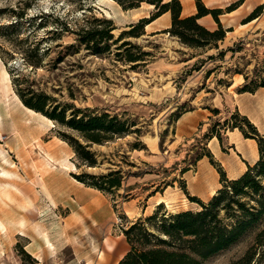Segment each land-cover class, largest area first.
Here are the masks:
<instances>
[{"label":"rangeland","instance_id":"obj_1","mask_svg":"<svg viewBox=\"0 0 264 264\" xmlns=\"http://www.w3.org/2000/svg\"><path fill=\"white\" fill-rule=\"evenodd\" d=\"M142 4L146 8L148 3ZM139 7L124 10L115 0H0V186L6 188L0 193V264H100L106 258L115 264L130 248L124 229L154 212L162 219L200 210L192 197L207 203L222 187L220 183L212 195H202L197 186L188 184L192 173L186 171L194 174L203 155L224 171L208 149L209 137L204 133L219 130L220 141L226 143V133L234 129L224 125L223 117L231 118L229 112L222 107L208 130L188 141L174 137V123L181 112L195 106L207 107L213 114L215 106H224L226 93L233 95L244 84L254 89L264 82V34L238 41L226 52L218 49L220 41L214 50V44L187 46L167 32L150 35L144 29L139 36L123 34L140 19ZM154 12L153 6L148 16ZM105 20L111 22L112 36L100 39L95 53L78 40L87 30L107 28ZM141 31L136 28L135 33ZM32 49L35 67L24 59V51ZM128 55L138 59L129 61ZM192 57L186 67L183 62ZM17 82L31 83L58 102L116 114L127 120L132 132L92 144L89 150L96 165L89 166L61 137L63 133L78 138L75 132L17 102ZM13 115L21 116L24 125L35 123L42 143L53 144L62 156L58 178L63 188L52 193L54 201L40 185L32 187L24 174L29 168L34 173L36 158L27 154L33 140L16 141ZM232 122L249 131L240 114ZM111 170L121 172L117 188L87 185L101 182L89 175L99 177ZM216 186L213 183L209 192ZM159 200L164 204L155 206ZM152 224L145 221L156 232ZM255 229L200 259V264H245L241 259L254 245ZM254 251L250 264H264L259 249Z\"/></svg>","mask_w":264,"mask_h":264},{"label":"trees","instance_id":"obj_2","mask_svg":"<svg viewBox=\"0 0 264 264\" xmlns=\"http://www.w3.org/2000/svg\"><path fill=\"white\" fill-rule=\"evenodd\" d=\"M115 1L124 10L137 8L142 2L153 5L155 10L151 16L140 18L137 24L131 25L130 31L123 34L139 36L144 33V27L148 23L163 13L170 12L171 26L165 32L178 37L187 46L202 47L214 44L217 48V42L225 37V30L217 17L220 11L206 8L201 0H195L197 13L187 17L181 16L179 0ZM240 1L232 3L228 9H233ZM261 9V6L254 9L245 21L257 17ZM206 14H211L215 18L218 23L217 29L210 31L197 23V18ZM104 22L107 23V28L95 32L87 30L78 40L85 44L88 50L95 53L98 51V41L109 39L112 36L110 32L113 27H111L110 20ZM136 28H141L142 31L135 33ZM122 45L132 46L129 42H123ZM34 53L35 49L24 51L26 55L24 59L32 67L37 66L38 63L34 60L36 56ZM127 59L136 61L138 58L128 55ZM15 85L17 86L16 94L26 107L76 133L78 138H69L63 133L61 137L73 147L76 156L89 166L96 165L94 154L89 150L92 144H103L132 132L127 120H122L116 114L89 107H77L73 102H58L56 98L33 87L31 83L26 82L24 86H21L17 82ZM258 87L264 88V82L257 84L254 89L244 84L239 91L253 92ZM237 115L239 114H231L230 119L224 120V125H229L232 129L238 128L244 137L256 140L259 154L256 162L253 165H247L245 172L235 179L226 178L225 172L212 162L220 175L222 187L216 191L209 202L204 203L192 197V201H196L201 206L200 210L183 211L162 219H157L158 213L154 212L145 221L153 223L152 227L156 232L150 231L145 226V221H138L124 229L123 234L130 248L117 264H200V259H205L228 248L245 233L255 228L254 245L241 260H244L245 264H250L256 254L254 251L256 249H259L262 254L260 258L264 257V134H260L246 116L241 115V119L249 131L241 124L233 123ZM134 132H139V129L136 128ZM213 133L221 140L219 130ZM89 177L99 178L101 182L92 181L89 184L83 179L78 180L99 190L117 188L122 178L119 170H111L99 177L92 175ZM161 205L162 203L158 207Z\"/></svg>","mask_w":264,"mask_h":264},{"label":"crops","instance_id":"obj_3","mask_svg":"<svg viewBox=\"0 0 264 264\" xmlns=\"http://www.w3.org/2000/svg\"><path fill=\"white\" fill-rule=\"evenodd\" d=\"M181 3V16L187 17L195 15L197 13V6L195 0H179ZM238 0H201L204 6L208 9L219 10L217 15L218 21L222 28L225 30V37L219 43L218 49H223L226 52L229 50L227 47L232 46L234 43L243 40H249L258 37L259 33L264 34V0H241L239 4L233 9L228 7ZM143 4L139 7L142 9L140 13H137V18L149 17L148 13L153 9V5ZM262 7L260 14L254 17L250 21H245L247 16L257 7ZM197 23L206 29L213 31L218 28V23L211 14L202 15L197 18ZM171 26V14L165 12L150 23H148L144 29L147 34L159 35L163 34ZM169 34V33H167ZM184 49V48H183ZM215 48L214 50H218ZM191 50V49H189ZM196 51V50H195ZM211 50H207V54L211 53ZM210 56H212L210 54ZM188 59L183 63L186 67H190V61L194 59ZM188 74H190L188 72ZM231 85L230 87H232ZM224 106H215L212 109L213 114L207 107H193L190 110L181 112L174 123V137H178L179 141L191 140L192 137L197 136L199 133L208 130L211 119H214L215 115L221 114L222 107H225L228 111V115L233 112L246 116L248 120L257 128L260 134H264V88L258 87L253 92L239 91L236 93H226L225 99H223ZM224 120L226 116L223 117ZM220 122V120H218ZM198 132V133H197ZM229 133V134H228ZM226 133L225 142H221L217 136L214 135L212 130L207 131L209 137L208 149L216 157V159L224 167L226 178L235 179L239 177L247 169V165H253L259 157L257 142L253 138H246L242 132L234 128ZM177 139V140H178ZM225 151V152H224ZM234 154V155H233ZM186 173H192L189 177L188 184L195 189H198L202 195H212L215 190L220 186V175L217 169L212 165L209 160H206V155H203L198 159L196 165V171L192 172L188 169ZM211 175L213 183H217L214 190L209 192L213 185L209 182L208 175ZM210 187V188H209ZM200 195V194H199ZM201 198L200 196H198ZM162 204L163 201L161 202ZM159 205L158 202L155 206ZM153 210H150L149 214ZM128 248L124 250V253L120 255L119 260L126 254ZM39 260L38 258H36ZM116 262L115 264H117Z\"/></svg>","mask_w":264,"mask_h":264},{"label":"bare ground","instance_id":"obj_4","mask_svg":"<svg viewBox=\"0 0 264 264\" xmlns=\"http://www.w3.org/2000/svg\"><path fill=\"white\" fill-rule=\"evenodd\" d=\"M103 1V0H102ZM136 15V13L134 14ZM2 72L5 76L8 77V73L5 69H2ZM17 102L23 106L28 112L33 114H38L42 116L43 118H46L48 121H52L48 119L47 117L41 115L39 112H36L30 108L25 107L21 101L16 97ZM22 117L18 115H13L11 117V123L15 130V138L16 141L20 142H28L30 140H33L32 146H30L27 154L28 157L35 156L36 160L34 161L33 166L35 167L34 173L29 168L28 170H24V174L27 176V178H30L32 183L31 186L38 188L40 185L41 190L50 196L51 200L54 201L53 194L54 192L62 189V185L59 182V171L62 169V163H61V154L57 150L56 146L48 145L45 143H42L40 140V130L38 129L37 125L35 123H24L22 122ZM150 144H155V139L150 140ZM38 149V152H36ZM57 163L61 165V167H58ZM1 170V169H0ZM15 182H12L14 184ZM5 187L0 186V193L3 192L2 190H5ZM5 192V191H4ZM162 201H158L160 204ZM117 252V249L114 248ZM100 264H109V260L106 258L101 262Z\"/></svg>","mask_w":264,"mask_h":264}]
</instances>
